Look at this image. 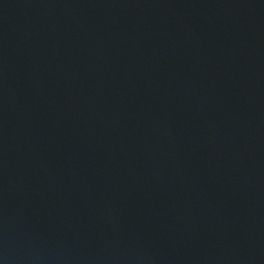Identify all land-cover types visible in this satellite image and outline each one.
<instances>
[{"label":"water","instance_id":"obj_1","mask_svg":"<svg viewBox=\"0 0 264 264\" xmlns=\"http://www.w3.org/2000/svg\"><path fill=\"white\" fill-rule=\"evenodd\" d=\"M0 264H264V0H0Z\"/></svg>","mask_w":264,"mask_h":264}]
</instances>
